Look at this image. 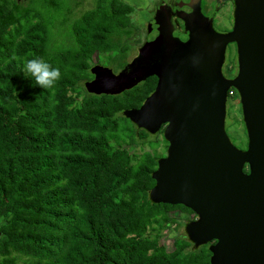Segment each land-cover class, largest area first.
<instances>
[{
  "label": "trees",
  "instance_id": "obj_1",
  "mask_svg": "<svg viewBox=\"0 0 264 264\" xmlns=\"http://www.w3.org/2000/svg\"><path fill=\"white\" fill-rule=\"evenodd\" d=\"M72 3L0 0V264H208L207 245L177 238L167 252L159 244L168 213L193 214L149 201L163 155L121 116L140 106L155 78L116 96L83 88L93 56L116 71L127 63L133 7L94 0L70 21ZM58 18L70 24L57 43ZM32 58L59 69L52 88L26 77ZM154 135L167 146L161 129Z\"/></svg>",
  "mask_w": 264,
  "mask_h": 264
},
{
  "label": "water",
  "instance_id": "obj_2",
  "mask_svg": "<svg viewBox=\"0 0 264 264\" xmlns=\"http://www.w3.org/2000/svg\"><path fill=\"white\" fill-rule=\"evenodd\" d=\"M232 2V28L224 34L193 2L181 18L184 42L155 15L136 56L116 73L91 66L83 88L116 96L154 77L140 106L121 112L149 135L163 128L167 146L150 176L149 201L180 205L195 216L183 232L193 248L207 245L208 264H264V0ZM228 44L235 50L232 79L221 74ZM230 89L240 106L243 150L224 129Z\"/></svg>",
  "mask_w": 264,
  "mask_h": 264
},
{
  "label": "rangeland",
  "instance_id": "obj_3",
  "mask_svg": "<svg viewBox=\"0 0 264 264\" xmlns=\"http://www.w3.org/2000/svg\"><path fill=\"white\" fill-rule=\"evenodd\" d=\"M125 4H128L133 7V12L130 16V30L131 34L126 40L123 42L126 43V51L127 56L125 61H130L136 53V48L139 47L142 43V39L144 36V25L146 20L148 19V10L152 7V0H120ZM94 6V0H74V4L72 3V9L69 11V20L78 17L84 11L92 9ZM226 14V13H225ZM223 14H220L216 22L218 26L225 24L226 17ZM56 22L54 27L56 29V39L57 43L63 37V32L66 30L67 26L70 24V21L64 23L63 26L59 25L60 19H55ZM119 54V53H118ZM110 56L113 58L117 56L116 53H111ZM105 55L99 56V63H96V56L92 57V60L89 61L90 66L97 65L109 68L113 73H116L115 67L111 66L108 62H105ZM107 59V57H106ZM233 64L235 65V53L234 50L230 51L228 49L226 51V60L225 64ZM236 66V65H235ZM225 132L226 135L231 142V144L240 150H243L246 146V135L244 131V127L241 121V113L240 106L238 102V97L228 98L225 104ZM151 136V135H150ZM148 140H152L157 142V147H155L156 154L165 155V145L161 144V136L160 135H152V137H148ZM148 146L147 144H145ZM153 145V144H152ZM146 146L143 147L144 150H148ZM165 147V148H164ZM131 150V149H130ZM137 154L140 152L139 150H135ZM169 218L173 219V222H169L166 224V227L161 230L158 236V242L161 246L165 248L167 252L172 249V243L175 239L186 238L183 232V226L189 221L194 220L195 216L185 213H180L178 211L170 212L167 214Z\"/></svg>",
  "mask_w": 264,
  "mask_h": 264
},
{
  "label": "flooded vegetation",
  "instance_id": "obj_4",
  "mask_svg": "<svg viewBox=\"0 0 264 264\" xmlns=\"http://www.w3.org/2000/svg\"><path fill=\"white\" fill-rule=\"evenodd\" d=\"M196 1H199L198 7H199L200 14L204 18L211 20L212 29L216 33L224 34L231 30L232 22H233L232 20V12H233L232 0H152L153 4H152V7L148 10V19L146 20L145 25H144V36L142 39V43H144V40H145L146 26L148 24H151L150 22L155 15L157 16L158 20H160L162 24L164 23V21H168V25L171 26L170 28L172 30V36L184 42L187 38V35H185L183 32L184 22H183V19L181 18L185 17L183 13H186L187 10L190 11L189 8L194 7L192 3ZM223 12L224 14L226 13L225 14V17H226L225 24L218 26L216 19L220 14H223ZM139 47H137L135 50L136 51L135 56L137 54V50ZM228 49H230V51L234 50V44H228L225 48L224 61L221 67V74L225 79H232L235 75V71H236L235 65L236 64L235 65H233L232 63L225 64L226 51ZM155 82H156V79H155ZM224 126H225V123H224ZM162 130L163 128H161V134H162ZM162 157H164V155Z\"/></svg>",
  "mask_w": 264,
  "mask_h": 264
},
{
  "label": "clouds",
  "instance_id": "obj_5",
  "mask_svg": "<svg viewBox=\"0 0 264 264\" xmlns=\"http://www.w3.org/2000/svg\"><path fill=\"white\" fill-rule=\"evenodd\" d=\"M24 73L32 78L34 85L44 89L52 88L60 79L58 68H52L43 58H32L24 61Z\"/></svg>",
  "mask_w": 264,
  "mask_h": 264
}]
</instances>
